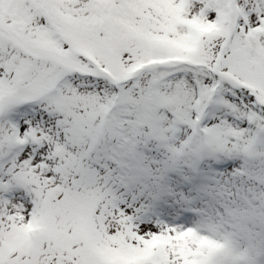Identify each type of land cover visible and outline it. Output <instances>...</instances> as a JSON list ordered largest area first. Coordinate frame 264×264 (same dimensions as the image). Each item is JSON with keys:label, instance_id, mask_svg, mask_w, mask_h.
I'll return each instance as SVG.
<instances>
[{"label": "snow or ice", "instance_id": "snow-or-ice-1", "mask_svg": "<svg viewBox=\"0 0 264 264\" xmlns=\"http://www.w3.org/2000/svg\"><path fill=\"white\" fill-rule=\"evenodd\" d=\"M0 264H264V0H0Z\"/></svg>", "mask_w": 264, "mask_h": 264}]
</instances>
